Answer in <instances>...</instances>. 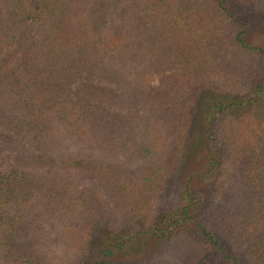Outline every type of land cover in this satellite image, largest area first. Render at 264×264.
I'll use <instances>...</instances> for the list:
<instances>
[{
  "label": "trees",
  "instance_id": "16d2710c",
  "mask_svg": "<svg viewBox=\"0 0 264 264\" xmlns=\"http://www.w3.org/2000/svg\"><path fill=\"white\" fill-rule=\"evenodd\" d=\"M254 4L0 0V264H264Z\"/></svg>",
  "mask_w": 264,
  "mask_h": 264
},
{
  "label": "rangeland",
  "instance_id": "374dc122",
  "mask_svg": "<svg viewBox=\"0 0 264 264\" xmlns=\"http://www.w3.org/2000/svg\"><path fill=\"white\" fill-rule=\"evenodd\" d=\"M248 21L250 29L245 36L246 42L250 45L264 49V0H255L254 7ZM196 130V133L199 134V127H196ZM5 154L7 155V157L5 160H2V163L0 165L2 171H6L9 168V163L11 160L10 154L8 152H6ZM139 238V241H135L136 245L142 244V238ZM136 252L137 251L134 252L133 248H125L119 253V258L123 257L125 259H131L135 256L134 253Z\"/></svg>",
  "mask_w": 264,
  "mask_h": 264
}]
</instances>
